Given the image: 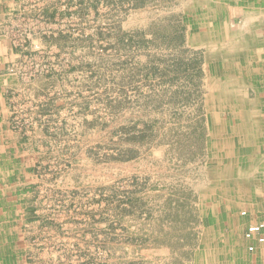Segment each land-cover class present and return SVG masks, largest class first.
Wrapping results in <instances>:
<instances>
[{"label": "rangeland", "instance_id": "obj_1", "mask_svg": "<svg viewBox=\"0 0 264 264\" xmlns=\"http://www.w3.org/2000/svg\"><path fill=\"white\" fill-rule=\"evenodd\" d=\"M225 1L0 0V264H264L228 219L264 141L205 108Z\"/></svg>", "mask_w": 264, "mask_h": 264}, {"label": "crops", "instance_id": "obj_2", "mask_svg": "<svg viewBox=\"0 0 264 264\" xmlns=\"http://www.w3.org/2000/svg\"><path fill=\"white\" fill-rule=\"evenodd\" d=\"M219 5L227 17L223 16V21H218V16L214 24L206 26L215 31L217 37L210 43L222 48L211 53L216 56L218 64L210 68L212 73L206 85L210 99L205 101V108L213 126L228 124L231 132L215 131L210 139L264 141V0H226ZM226 114L229 119H222ZM236 171L241 172V168L236 166ZM246 182L243 180L237 188L248 190ZM260 204L261 200L255 196L241 210L247 212L246 216L232 213L228 218L239 227V233L243 232L246 250L251 243L243 237L247 225L264 221V206ZM263 248L264 244L257 245L251 253L258 254ZM231 251L228 246L222 248L223 253Z\"/></svg>", "mask_w": 264, "mask_h": 264}, {"label": "built area", "instance_id": "obj_3", "mask_svg": "<svg viewBox=\"0 0 264 264\" xmlns=\"http://www.w3.org/2000/svg\"><path fill=\"white\" fill-rule=\"evenodd\" d=\"M241 216H246L247 212L242 211ZM244 239L251 242L247 246L248 252H254L257 245L264 244V222L261 220L251 222L247 225V228L244 232Z\"/></svg>", "mask_w": 264, "mask_h": 264}]
</instances>
